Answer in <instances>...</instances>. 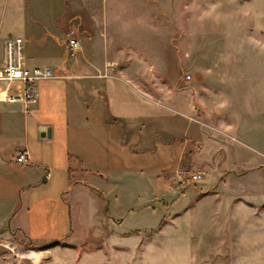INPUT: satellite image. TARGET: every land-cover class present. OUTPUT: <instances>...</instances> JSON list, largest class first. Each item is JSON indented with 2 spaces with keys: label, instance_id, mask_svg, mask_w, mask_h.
Segmentation results:
<instances>
[{
  "label": "rangeland",
  "instance_id": "1",
  "mask_svg": "<svg viewBox=\"0 0 264 264\" xmlns=\"http://www.w3.org/2000/svg\"><path fill=\"white\" fill-rule=\"evenodd\" d=\"M10 33L31 65L50 45L66 64L129 66L149 93L192 76L211 136L140 197L77 194L62 238L0 228V264H264V0H0V57Z\"/></svg>",
  "mask_w": 264,
  "mask_h": 264
},
{
  "label": "crops",
  "instance_id": "2",
  "mask_svg": "<svg viewBox=\"0 0 264 264\" xmlns=\"http://www.w3.org/2000/svg\"><path fill=\"white\" fill-rule=\"evenodd\" d=\"M44 50L43 63L34 65H51L58 77L38 84L30 112L21 103L0 105V228L24 231L34 241L70 232L77 194L109 202L140 197L189 156L197 163V145L211 136L192 76L182 87L163 82L156 85L162 91L149 93L129 66L95 58L66 64L50 45ZM108 51L107 44L103 55ZM7 136L16 153H6ZM21 151L27 162L17 161Z\"/></svg>",
  "mask_w": 264,
  "mask_h": 264
},
{
  "label": "built area",
  "instance_id": "3",
  "mask_svg": "<svg viewBox=\"0 0 264 264\" xmlns=\"http://www.w3.org/2000/svg\"><path fill=\"white\" fill-rule=\"evenodd\" d=\"M72 48H77L79 42L70 39ZM54 69L48 65H29L25 55V40L22 36L11 34L4 42L3 55L0 57V105L21 103L28 114L33 105L38 102V84L45 80L57 78ZM187 79L191 76L187 75ZM28 154L21 151L18 162H27ZM193 181L202 178L201 172L191 174Z\"/></svg>",
  "mask_w": 264,
  "mask_h": 264
},
{
  "label": "water",
  "instance_id": "4",
  "mask_svg": "<svg viewBox=\"0 0 264 264\" xmlns=\"http://www.w3.org/2000/svg\"><path fill=\"white\" fill-rule=\"evenodd\" d=\"M47 135H48V136H51L50 129L47 130Z\"/></svg>",
  "mask_w": 264,
  "mask_h": 264
},
{
  "label": "trees",
  "instance_id": "5",
  "mask_svg": "<svg viewBox=\"0 0 264 264\" xmlns=\"http://www.w3.org/2000/svg\"><path fill=\"white\" fill-rule=\"evenodd\" d=\"M56 242H57V240H56ZM58 243V242H57Z\"/></svg>",
  "mask_w": 264,
  "mask_h": 264
}]
</instances>
